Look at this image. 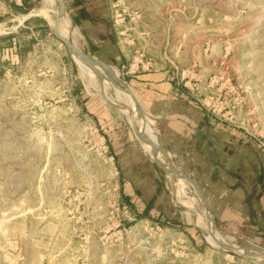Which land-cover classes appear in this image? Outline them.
<instances>
[{"label":"rangeland","instance_id":"374dc122","mask_svg":"<svg viewBox=\"0 0 264 264\" xmlns=\"http://www.w3.org/2000/svg\"><path fill=\"white\" fill-rule=\"evenodd\" d=\"M104 4L100 31H87L94 41L109 40L108 49H90L70 12L60 35L118 70L136 96L134 76L171 69L198 108L220 130L235 133L219 165L234 166L228 168L234 187L245 200L249 191V200L256 198L245 171L248 157L232 156L243 152L244 142L264 155V0ZM45 6L36 0L16 18L0 13V264H254L219 251L190 222L182 208L187 211L190 194L177 193L173 178L159 179L156 204L128 199L113 148L139 144L126 114L105 100L119 105L113 89L92 74L83 77L56 38L53 18L37 15ZM171 154L175 169L196 180L186 159ZM191 196L206 229L199 198ZM213 225L226 239L251 247L247 253L263 252V238Z\"/></svg>","mask_w":264,"mask_h":264},{"label":"crops","instance_id":"0c3cea01","mask_svg":"<svg viewBox=\"0 0 264 264\" xmlns=\"http://www.w3.org/2000/svg\"><path fill=\"white\" fill-rule=\"evenodd\" d=\"M65 1L75 23L85 29L89 36L90 49H108L111 43L109 40L98 38L96 42L87 31L88 28L93 29V32L100 31L101 15L106 9L105 0ZM34 7L36 0H23V7H13V14L21 15ZM174 75L171 69H161L139 73L133 77L132 86L137 90L135 96L145 112L147 122L151 118L163 134L166 145L164 148L170 151L172 162L171 153L181 154L186 159L209 204L214 224L217 227H233L232 230L237 231L236 233L264 239V155L261 156L255 147L246 148L244 142L239 149L243 152L232 156L234 159L243 155L249 160L245 171L251 178L246 177L252 180L258 192L255 193L256 198L249 200L254 192L249 191L247 194L250 197L245 200L242 192L234 187L232 177L235 173L228 169L234 166L219 165L220 159L228 158L227 151L233 147L231 142L236 138L235 133L220 130L218 122L198 108V103L178 85ZM118 128L120 129L119 126ZM140 148L134 141H126L122 145L115 143L113 149L122 167L128 199L133 203L156 204L161 197V192L157 191L159 179L166 175ZM222 149L224 152L221 155ZM161 160L164 162L163 158ZM258 160L260 162L256 163ZM238 168L237 171L243 172L242 166ZM187 184L184 185V192L195 193L193 185L189 182ZM146 189H152V192L149 193ZM198 203L201 206L200 200Z\"/></svg>","mask_w":264,"mask_h":264},{"label":"water","instance_id":"95a60500","mask_svg":"<svg viewBox=\"0 0 264 264\" xmlns=\"http://www.w3.org/2000/svg\"><path fill=\"white\" fill-rule=\"evenodd\" d=\"M56 1H57V6H58V9H57L58 14H57V17L55 19V26H54V34H55L56 38L69 49V51L73 57H76L85 66H88L89 64H96L99 67H101L105 73L104 79L108 80L110 83H114L110 79V70L113 68L111 65H109L108 63H106L103 60L95 58V57L91 56L90 54H87L86 52L82 51L81 49L78 48L77 45L74 44V42L72 40L64 39L60 36L59 24L64 18H66L68 16V9H67V5H66L65 0H56ZM93 72L96 73L95 71H93ZM118 84L114 83L113 85H114V87H116L120 91H122L123 93L130 95L132 97V100H133V103L135 106V110L137 113L136 114L137 119H135L132 122V124H133L132 132H133L135 140L138 142V144L141 147L143 146V147H146L150 150L154 163L156 164L158 169L160 171H162V173H164V175H166L167 177L175 179L176 181H178L182 185H185L188 182L193 185V187L196 191L197 197L199 198V200L201 202V210H203V212H204V222L206 223V225L208 227V234L204 233L200 229H199V231L204 236L209 235L210 237H212L215 244L218 246L219 251L233 255V256L240 258V259H243V260H247V261L252 262L254 264H264V250L261 253H257V252H255V253H247V252L246 253H240L237 250L223 244L222 242H220L216 238L215 233H214L215 229H214V225H213V219L211 216L209 204H208L202 190L198 186L197 182L194 179H191V178L187 177L186 175L179 173L173 165L169 150L162 147L161 145L154 143L152 140H150L148 138V136L146 135L147 120H146L145 112H144L140 102L138 101L135 94L132 92V90L128 87V85L126 84V82L122 78H121V82ZM106 101L110 106L117 108V109L120 108V106L114 105V104L110 103L108 100H106ZM140 120H143V122H144L142 127H139ZM161 158L164 159V162L161 161Z\"/></svg>","mask_w":264,"mask_h":264},{"label":"bare ground","instance_id":"6f19581e","mask_svg":"<svg viewBox=\"0 0 264 264\" xmlns=\"http://www.w3.org/2000/svg\"><path fill=\"white\" fill-rule=\"evenodd\" d=\"M45 3H46V6L37 12V15H41L43 17H47V18H53L54 22H55V19L57 17V14H58V6H57V1L56 0H44ZM34 13V12H33ZM67 21L65 20V18L60 22L59 24V30H60V27H61V30H62V26L64 23H66ZM68 23V22H67ZM67 25V24H66ZM69 25V23H68ZM70 29V28H69ZM74 31V30H73ZM61 32V31H60ZM71 32V31H69ZM75 33V32H74ZM73 34V33H72ZM62 37L64 39H70L68 38L64 32L62 31ZM60 35V36H61ZM73 36V35H72ZM74 42V41H73ZM75 44V43H74ZM76 45V44H75ZM75 62H77V64L79 65L80 69H81V73L83 74V77H87L89 74H92L94 75L98 80H102V87L104 88H112L114 91H116L118 94L121 95V98L124 97L123 99L126 100L127 102H129V104L125 103L123 100V102L120 101V99L116 96V94L114 93L113 90L109 89L111 91V93L113 94V99L112 101H116L117 104H119L118 106H120L119 109H122V113L123 114H126V117H127V120L129 122V125L132 129V122L137 119V113H136V110H135V106H134V103H133V100H132V97L126 93H123L122 91H120L118 88L114 87V83L118 84L121 82V75L119 73L118 70H116L115 68H112L110 70V79L112 82L114 83H110L108 80L104 79V71L102 70L101 67H99L98 65L96 64H89L88 66H85L84 64H82L76 57H73ZM93 71H95L96 73H94ZM86 79V78H85ZM94 79V78H93ZM93 81V80H92ZM119 85V84H118ZM105 90V89H104ZM103 90V92H104ZM103 94V93H102ZM106 96V95H105ZM105 98V97H104ZM105 100H107V98H105ZM110 102V101H109ZM111 103V102H110ZM143 120H140L139 122V127H142L143 125ZM146 135L148 136V138L150 140H152L154 143L158 144V145H162L161 143H159V139L157 138V132L149 125V123L147 122V128H146ZM143 147V146H142ZM145 149V152L148 156L152 155L150 150L146 147H143ZM179 155V154H178ZM162 161V160H161ZM172 180V178L170 179V181ZM174 180V184L176 185V187H178V190H177V193L178 191L179 192H182V194L184 193V190H185V186L180 184L178 181H176L175 179ZM187 184V183H186ZM188 185V184H187ZM189 189V188H188ZM190 194H192V191H188ZM195 194H196V191H194ZM187 193V192H186ZM197 195V194H196ZM189 196V195H188ZM189 204H188V209L186 211V207H182L183 208V211L186 212V214H188V217H189V220L190 222L195 226L197 227L198 229L202 230L204 233L208 234V227L206 225V229L205 227H203L199 222H197V218H196V213L194 212V207H195V202L193 201V197L190 195L189 198ZM204 220V218H203ZM206 224V223H205ZM215 233V236L218 240H220V242H222L223 244L237 250L238 252L240 253H246L247 251H249V249H251V247L249 246H246L244 245V243H237V242H233L232 240H228L226 239L222 233L220 232H217L216 230L214 231ZM206 237H210L209 235H207ZM212 238V237H210ZM222 240V241H221ZM214 241V240H213ZM232 245V246H230ZM252 250V249H251Z\"/></svg>","mask_w":264,"mask_h":264},{"label":"built area","instance_id":"2783aa9c","mask_svg":"<svg viewBox=\"0 0 264 264\" xmlns=\"http://www.w3.org/2000/svg\"><path fill=\"white\" fill-rule=\"evenodd\" d=\"M13 7H23V0H2L0 1V13L8 14L16 18L13 14ZM25 20V19H24Z\"/></svg>","mask_w":264,"mask_h":264}]
</instances>
